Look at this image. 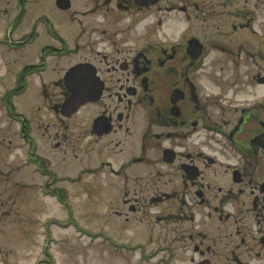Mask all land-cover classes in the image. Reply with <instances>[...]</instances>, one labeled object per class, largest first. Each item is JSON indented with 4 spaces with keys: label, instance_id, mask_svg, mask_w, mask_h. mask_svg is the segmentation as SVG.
Masks as SVG:
<instances>
[{
    "label": "flooded vegetation",
    "instance_id": "af4514ba",
    "mask_svg": "<svg viewBox=\"0 0 264 264\" xmlns=\"http://www.w3.org/2000/svg\"><path fill=\"white\" fill-rule=\"evenodd\" d=\"M31 1L0 0V231L9 198L101 179L148 259L264 264V95L241 94L264 87L257 3H194L203 31L158 42L184 2L54 0L68 19L27 22Z\"/></svg>",
    "mask_w": 264,
    "mask_h": 264
},
{
    "label": "rangeland",
    "instance_id": "374dc122",
    "mask_svg": "<svg viewBox=\"0 0 264 264\" xmlns=\"http://www.w3.org/2000/svg\"><path fill=\"white\" fill-rule=\"evenodd\" d=\"M177 1L184 2L188 11L186 14L167 15L165 20L168 21L155 33V41L174 42L179 41L183 35H198L203 29L194 19L198 13L193 4L198 3L208 10L219 2ZM222 1L224 3V0ZM235 2L236 6L240 7L246 4H243L244 0ZM252 3H257L255 8H249L256 10L255 15L260 17L261 38H264V0H252ZM62 13L56 8L54 0H32L27 7L25 21H32L35 16H47L54 22H60L68 17L67 13ZM187 14L192 15L191 21L187 20ZM153 15L163 18L166 13ZM56 29L66 36V41L78 37L73 33V29L71 31L64 25H59ZM263 62L264 48L261 51V75L264 76ZM241 94H248L250 97L263 96L264 87L249 88ZM64 187L67 192L57 199L43 198L33 194L31 190L22 194L24 204L20 203L18 198H9V225L4 232L0 231V251L3 253L5 264H159L158 259H148V252L143 255L142 248L135 246L137 244L130 238V234L113 218L114 200L107 194L113 191V184L101 179L84 178L81 183L66 184ZM16 201H19V204L15 203ZM13 202L15 204H12ZM147 250L149 248L145 251ZM169 264L192 263L176 258Z\"/></svg>",
    "mask_w": 264,
    "mask_h": 264
},
{
    "label": "water",
    "instance_id": "95a60500",
    "mask_svg": "<svg viewBox=\"0 0 264 264\" xmlns=\"http://www.w3.org/2000/svg\"><path fill=\"white\" fill-rule=\"evenodd\" d=\"M154 1H156V0H154ZM58 5H59V7H61L62 9H67L68 7H69V5L67 4V2H66V0H59V2H58ZM195 46V45H194ZM76 72V69L75 70H73L69 75H68V77H70L71 75H73L74 73ZM263 80H264V78H262ZM73 94H75L74 95V99H73V102L72 101H69V102H67L68 104L66 105V107L67 108H73L74 107V109H75V107L79 104V103H81V102H83V101H80V100H77L78 98H80V93H78V91H77V89H75V88H73ZM66 108V109H67ZM74 111V110H73Z\"/></svg>",
    "mask_w": 264,
    "mask_h": 264
}]
</instances>
